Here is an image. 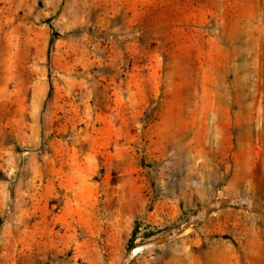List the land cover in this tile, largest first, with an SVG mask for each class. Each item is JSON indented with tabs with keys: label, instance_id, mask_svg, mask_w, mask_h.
Masks as SVG:
<instances>
[{
	"label": "rangeland",
	"instance_id": "obj_1",
	"mask_svg": "<svg viewBox=\"0 0 264 264\" xmlns=\"http://www.w3.org/2000/svg\"><path fill=\"white\" fill-rule=\"evenodd\" d=\"M223 197L264 203V0H0V264H119ZM130 264H264V216Z\"/></svg>",
	"mask_w": 264,
	"mask_h": 264
},
{
	"label": "water",
	"instance_id": "obj_2",
	"mask_svg": "<svg viewBox=\"0 0 264 264\" xmlns=\"http://www.w3.org/2000/svg\"><path fill=\"white\" fill-rule=\"evenodd\" d=\"M229 207L244 209L252 214L264 216V203L258 200L246 197H223L213 199L207 202L198 211L190 212L183 222L168 229L166 234L163 236L134 245L122 258L119 264H130L138 255L170 242L187 231L193 225L204 223L214 210Z\"/></svg>",
	"mask_w": 264,
	"mask_h": 264
},
{
	"label": "trees",
	"instance_id": "obj_3",
	"mask_svg": "<svg viewBox=\"0 0 264 264\" xmlns=\"http://www.w3.org/2000/svg\"><path fill=\"white\" fill-rule=\"evenodd\" d=\"M134 238H135V230H133L132 237L129 240V248H132L134 246V244H133Z\"/></svg>",
	"mask_w": 264,
	"mask_h": 264
}]
</instances>
